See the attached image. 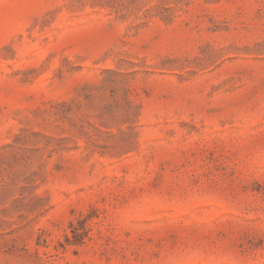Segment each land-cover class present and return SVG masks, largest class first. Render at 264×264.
I'll use <instances>...</instances> for the list:
<instances>
[{
  "label": "rangeland",
  "instance_id": "1",
  "mask_svg": "<svg viewBox=\"0 0 264 264\" xmlns=\"http://www.w3.org/2000/svg\"><path fill=\"white\" fill-rule=\"evenodd\" d=\"M0 264H264V0H0Z\"/></svg>",
  "mask_w": 264,
  "mask_h": 264
}]
</instances>
